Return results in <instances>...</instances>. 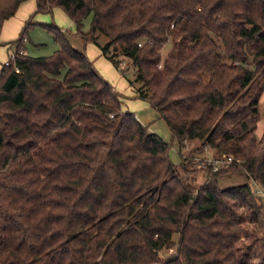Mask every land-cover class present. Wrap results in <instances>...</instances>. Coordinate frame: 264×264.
I'll return each instance as SVG.
<instances>
[{
    "label": "trees",
    "instance_id": "1",
    "mask_svg": "<svg viewBox=\"0 0 264 264\" xmlns=\"http://www.w3.org/2000/svg\"><path fill=\"white\" fill-rule=\"evenodd\" d=\"M23 1L0 0V32ZM36 4L61 7L122 73L130 60L129 82L178 150L200 144L171 162L170 143L121 109L61 27L46 25L53 53L21 52L27 20L0 68V264H264V207L250 184L264 190V0ZM207 148L231 162L198 167ZM231 175L244 182L220 187Z\"/></svg>",
    "mask_w": 264,
    "mask_h": 264
},
{
    "label": "rangeland",
    "instance_id": "2",
    "mask_svg": "<svg viewBox=\"0 0 264 264\" xmlns=\"http://www.w3.org/2000/svg\"><path fill=\"white\" fill-rule=\"evenodd\" d=\"M32 3V8L29 9L28 5ZM19 7V6H18ZM14 17L16 18V24L21 22L17 27L8 26L9 30L6 32L9 35L10 43L4 48H0V68L3 64L5 57L7 54L9 55L11 51L14 52L15 45L12 42L14 39L18 38L19 33L24 26L25 22L29 19L31 24L28 26L26 30V37L22 40V50L23 53L29 56H43L49 55L54 52L59 47L58 42L55 40L52 32H50L46 25L47 24H56L61 27L65 33L66 38L69 43L78 50H83L86 55L91 59L94 68L104 77L106 78L117 90L120 94L121 101V109L131 111L135 114L137 119H139L138 114L145 115L146 107L150 108L152 111L154 108L149 104L146 99L140 98L136 93V84H132L129 82V79H132V70L133 64L130 60L121 58L120 66L125 69L127 72L122 73L120 69H118L114 64L104 56L100 48L97 44L92 41H84L83 38L79 35L76 29V25L74 21L70 18V16L61 8L55 5L45 6L38 8L36 4V0H24L20 3V7L17 8ZM13 19V18H12ZM91 15H88L84 20L81 27V31L85 32L89 29ZM105 38L100 36L98 38V42L103 44ZM172 46V41L170 39L162 46L161 54L164 56L168 50ZM259 112L260 119L257 121L255 133L257 136L261 135L262 132V113H263V96L260 99L259 103ZM147 118V117H146ZM146 123H143L148 127V129L165 141L170 143V147L168 149V156L171 162L178 165L182 160V155L188 154L191 149L200 144L198 139H192L190 141L185 142V146L178 150V146L175 140L172 139L171 132L160 117L157 119H145ZM187 145V146H186ZM205 151V150H204ZM204 151L200 153L199 157L201 159H205L203 157H211L213 155H205ZM214 153V152H213ZM197 162V161H196ZM195 176V184L202 182L203 175L202 172L194 173ZM244 182V178L241 175H231L224 176L219 179V186L222 188L240 184ZM250 184L252 189L261 197V201L264 207V190L263 188L255 181L250 180ZM262 189V190H261ZM177 234H173L172 238L174 240L177 239ZM173 252V248L161 249L160 254L162 256H166L168 253ZM260 259L256 258L255 263H257Z\"/></svg>",
    "mask_w": 264,
    "mask_h": 264
},
{
    "label": "crops",
    "instance_id": "3",
    "mask_svg": "<svg viewBox=\"0 0 264 264\" xmlns=\"http://www.w3.org/2000/svg\"><path fill=\"white\" fill-rule=\"evenodd\" d=\"M28 6L29 7H27V8L31 9L32 8V3H30V5H28ZM19 7H20V5H19ZM14 15H15V13L11 17L5 19L4 22H3V24H2V28H1V32H0V41H1L0 48H2V49H4L10 43V41L8 40L9 39L8 38L9 35L6 33L9 30L8 26H12L13 25V26L17 27L21 23V22H18V24H16V21H15L16 18L14 17ZM12 52L13 51H11V53ZM9 55L7 54V56L5 57V60H4L3 63H5V61L9 57ZM146 108H147V109H145L146 110V114L143 115V117H142V115L138 114L139 120H140L141 123H146L147 120H145V119H149V118L150 119H157V118H159V114H158V112L155 109L152 111L150 108L149 109H148V107H146ZM213 152H214V150L212 148H207V149H205L204 154L205 155H213L214 154Z\"/></svg>",
    "mask_w": 264,
    "mask_h": 264
},
{
    "label": "built area",
    "instance_id": "4",
    "mask_svg": "<svg viewBox=\"0 0 264 264\" xmlns=\"http://www.w3.org/2000/svg\"><path fill=\"white\" fill-rule=\"evenodd\" d=\"M148 42H151V41L148 40ZM138 44L140 45V42H138ZM9 58H14V52H12L9 55V57L7 58V60L5 61V63H8ZM14 68L16 70H18L16 66H14ZM201 158L202 157H199V156L195 158V161H197V166L198 167H201V168H205L207 166V164H209V165L212 166L213 170L217 169L218 167H220L222 165L228 164L232 160L231 156H226L224 154L219 155V156H211V157H207V158L206 157H203L205 159H201Z\"/></svg>",
    "mask_w": 264,
    "mask_h": 264
}]
</instances>
